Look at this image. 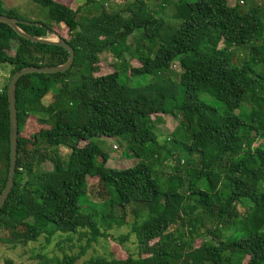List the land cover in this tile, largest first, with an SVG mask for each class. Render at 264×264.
<instances>
[{
  "label": "trees",
  "instance_id": "trees-1",
  "mask_svg": "<svg viewBox=\"0 0 264 264\" xmlns=\"http://www.w3.org/2000/svg\"><path fill=\"white\" fill-rule=\"evenodd\" d=\"M33 1L67 29L70 39L61 38L75 60L64 73H33L17 82L18 160L13 190L0 211V244L15 249L42 236L49 242L56 234L84 231L89 247L107 237L101 218L114 219L117 212L125 218L131 209V231L145 257L80 262V256L39 254L40 264H264V8L242 13L240 3L251 0H178L179 24L169 37L172 30L161 16L165 0H131L114 12L97 0L77 10L57 0ZM5 12L0 14L23 21L19 28L29 35L53 33L51 25ZM134 35L133 50L128 40ZM156 42L159 48L149 53ZM233 47L249 49V60L236 65ZM106 53L125 63L129 53L140 66L102 75ZM68 59L64 48L31 42L0 23V68L11 67L0 90V195L10 168V80L24 68ZM121 73L153 79L131 86ZM202 94L223 108L208 105ZM165 116L181 119L174 133L185 130L183 143L169 140L174 148L198 161H182L159 142L150 124ZM32 119L41 129L25 137ZM105 138L124 142L138 163L110 168L111 154L97 142ZM62 148L70 151L67 159ZM167 159L174 164L163 176L157 167ZM45 163L52 170H44ZM90 181L98 185L101 214L84 212Z\"/></svg>",
  "mask_w": 264,
  "mask_h": 264
},
{
  "label": "rangeland",
  "instance_id": "rangeland-1",
  "mask_svg": "<svg viewBox=\"0 0 264 264\" xmlns=\"http://www.w3.org/2000/svg\"><path fill=\"white\" fill-rule=\"evenodd\" d=\"M3 3L5 10H13L17 13V15L27 22L30 21H39L46 25L53 26V33H49L47 38L51 40H57L58 37H64L66 39H70L69 35L66 33L67 29L63 28V26H58L53 21H51L49 16V11L47 8L39 5L33 0H0ZM59 2L64 3L67 6H70L73 10H77L79 7H83L87 0H57ZM100 2H104L106 9L109 12H114L116 9L121 8L127 3H130L131 0H97ZM163 0H157V2L162 3ZM178 0H165V3H162L164 6V11L161 13V16L164 18L166 22L167 32L172 30L169 33V37L173 35V29L176 28L179 22L175 19V4ZM231 5H235L236 2L234 0L230 1ZM241 12H248L253 6L257 5L261 8H264V0H251L247 3H240ZM0 10V13L5 14V10ZM87 9H91L92 14H97V11L92 9V7H88ZM264 22V15L261 17ZM169 37L165 40H169ZM137 36L134 35L128 40V45L134 48L136 47L135 41ZM160 43L156 42L150 46V52H156L159 48ZM223 47V44H221ZM233 56L234 62L236 65L243 64V61H248L250 57L249 49L237 48L233 47ZM102 62L100 65L102 75L113 73L116 70L123 71L124 69L130 70V68L140 66V63L132 59L129 53L124 54L123 62L117 58H113L110 53H106L102 56ZM262 69V65L257 67V71ZM11 67H1L0 68V90L4 88L7 84L9 76H10ZM173 70L177 72L180 70L179 66L175 64L173 66ZM99 74V75H100ZM165 75H168L166 73ZM121 80L124 83H127L131 86H141L146 85L152 81L151 76H141L135 78H127L126 73H121ZM174 80L178 81L177 78ZM201 100L206 102L208 105L222 109L223 105L216 98L209 94H202ZM50 98V97H49ZM46 99L45 104H48L50 99ZM243 109L248 111L250 109V105L244 104ZM161 120L156 122L155 117H153L154 123L150 124V128L153 132H155L159 136V142L162 145H165L167 148H172L176 153H180L182 161L193 162L198 161V157L190 156L187 153L183 152L181 149L174 148V144L171 141L176 139L179 143H183L185 141V130L178 129L175 133L174 131L181 123V119H175L173 117H160ZM41 129V126L37 123L35 119H32L27 123V127L23 130L22 135L25 137L31 136V134L38 132ZM99 144H101L105 150H107L111 154V159L108 162V166L113 169L123 170L126 168H130L138 163V160L130 157L128 154V148L126 144H121L118 139H100L97 140ZM84 144H82L83 146ZM178 147V146H176ZM48 150V148H47ZM69 150L66 148L61 149V154L64 159H67L69 156ZM166 153L162 152V156L165 157ZM162 157V158H163ZM174 162L170 159L164 161L161 166L157 167V170L161 175L166 176L170 174ZM3 168V167H2ZM1 168V169H2ZM44 170L50 171L52 170V165L50 163H45L43 166ZM90 189H92L90 195H88L89 201L86 205L85 213H91L92 209H98L101 214L102 208L101 204L103 201L97 198V188L98 185L95 181H90ZM242 212V209H239ZM126 216V217H125ZM123 218L121 213H116L114 219H107L105 222H102V231L107 234L106 238H99L96 243L91 244L88 247V237L85 236V232L82 231L76 235H67V234H56L50 241H47L46 236L40 237L37 242L29 243L27 246L19 245L17 248L12 249L8 245L0 244V264H40L41 259L38 257L39 254L47 256L49 258H62L64 255H72V256H80V262L86 261L92 257H105L109 260L112 259H126L129 256H133L138 258L139 256L146 255L142 253V249L139 247L136 236L132 233V223H133V210L128 209L126 211V215ZM126 237V239H123ZM204 240L209 241L210 239L206 236L203 237ZM202 240L196 241V245H200ZM84 251V253H83ZM83 253V254H82Z\"/></svg>",
  "mask_w": 264,
  "mask_h": 264
},
{
  "label": "water",
  "instance_id": "water-1",
  "mask_svg": "<svg viewBox=\"0 0 264 264\" xmlns=\"http://www.w3.org/2000/svg\"><path fill=\"white\" fill-rule=\"evenodd\" d=\"M0 23L7 24L10 26L17 34L31 42L46 44V45H55L64 48L69 53V59L66 63L59 66H46V67H27L18 72H16L8 85V99H9V109H10V168L7 184L0 195V211L4 207L10 193L13 190L15 184V174L18 160V138H19V125H18V112H17V98H16V86L17 82L22 76L28 74H57L64 73L71 69L75 60V51L74 49L62 38L58 37L57 40H51L48 38H40L36 36L29 35L23 32L19 28V24L23 23L16 18H11L6 15L0 14ZM30 24V23H29Z\"/></svg>",
  "mask_w": 264,
  "mask_h": 264
}]
</instances>
